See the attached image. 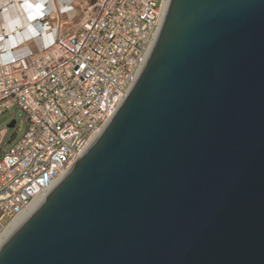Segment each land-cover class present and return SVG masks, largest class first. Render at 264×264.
Masks as SVG:
<instances>
[{"label": "water", "instance_id": "water-1", "mask_svg": "<svg viewBox=\"0 0 264 264\" xmlns=\"http://www.w3.org/2000/svg\"><path fill=\"white\" fill-rule=\"evenodd\" d=\"M0 264H264V0H171L124 102Z\"/></svg>", "mask_w": 264, "mask_h": 264}, {"label": "built area", "instance_id": "built-area-1", "mask_svg": "<svg viewBox=\"0 0 264 264\" xmlns=\"http://www.w3.org/2000/svg\"><path fill=\"white\" fill-rule=\"evenodd\" d=\"M165 1L64 0L57 10L45 2L29 15L37 26L4 47L0 115L20 109L14 128L25 129L9 152V126L0 129V234L48 196L116 114L154 47Z\"/></svg>", "mask_w": 264, "mask_h": 264}, {"label": "bare ground", "instance_id": "bare-ground-1", "mask_svg": "<svg viewBox=\"0 0 264 264\" xmlns=\"http://www.w3.org/2000/svg\"><path fill=\"white\" fill-rule=\"evenodd\" d=\"M64 0H0V32L10 34L9 37L5 40H2L0 35V44L4 42V45H0V58L3 57L7 52L5 51L6 46L10 48V46L14 45L15 42L21 39H25V33L29 31L30 26H34L33 22H30L31 19L29 15L32 14L31 11L39 10V7L44 5L47 2V7L49 9L53 8L55 10L62 7V3ZM66 1V0H65ZM171 0H166L164 5V15L167 11ZM81 8L85 10V5L80 3ZM48 10V9H47ZM39 13V11H38ZM41 13V12H40ZM39 13V14H40ZM79 13L78 10L69 11L68 19H72L73 15H77ZM71 22V20H70ZM39 25V24H38ZM12 36V37H11ZM4 50H1L3 49ZM10 53V52H8ZM44 197L37 198L30 206L29 210L19 214L0 234V247L5 242V240L30 216V214L39 206Z\"/></svg>", "mask_w": 264, "mask_h": 264}, {"label": "rangeland", "instance_id": "rangeland-1", "mask_svg": "<svg viewBox=\"0 0 264 264\" xmlns=\"http://www.w3.org/2000/svg\"><path fill=\"white\" fill-rule=\"evenodd\" d=\"M84 4V3H82ZM23 113L21 112L20 109L17 108H13L10 109L8 111H6L5 113H3L2 115H0V129L6 126H9V129L5 135V144L2 146V151L3 152H9V150L11 149V147L18 141V139L22 136L25 126L24 128L20 129V130H16V128L14 127H10L11 122L13 121V119H16L17 124H20V120L23 118ZM3 155L0 153V158Z\"/></svg>", "mask_w": 264, "mask_h": 264}]
</instances>
